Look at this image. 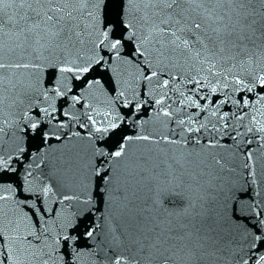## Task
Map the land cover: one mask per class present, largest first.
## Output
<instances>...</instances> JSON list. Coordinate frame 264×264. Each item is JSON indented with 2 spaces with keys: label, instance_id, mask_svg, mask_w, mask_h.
Returning <instances> with one entry per match:
<instances>
[{
  "label": "snow or ice",
  "instance_id": "6c2138e0",
  "mask_svg": "<svg viewBox=\"0 0 264 264\" xmlns=\"http://www.w3.org/2000/svg\"><path fill=\"white\" fill-rule=\"evenodd\" d=\"M0 264H264V0H0Z\"/></svg>",
  "mask_w": 264,
  "mask_h": 264
}]
</instances>
